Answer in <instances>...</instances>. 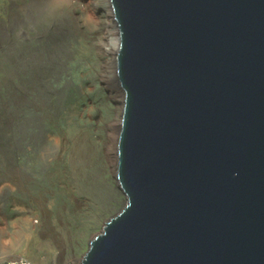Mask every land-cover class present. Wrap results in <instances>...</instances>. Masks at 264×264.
<instances>
[{"label": "water", "instance_id": "1", "mask_svg": "<svg viewBox=\"0 0 264 264\" xmlns=\"http://www.w3.org/2000/svg\"><path fill=\"white\" fill-rule=\"evenodd\" d=\"M124 205L79 264H264V0H110Z\"/></svg>", "mask_w": 264, "mask_h": 264}, {"label": "bare ground", "instance_id": "2", "mask_svg": "<svg viewBox=\"0 0 264 264\" xmlns=\"http://www.w3.org/2000/svg\"><path fill=\"white\" fill-rule=\"evenodd\" d=\"M9 2L6 22L11 43L8 74L14 155L12 165H8V159L0 160L4 167L0 187L11 184L20 194L17 195L20 213L15 219L28 259L35 264H49L50 257L44 255L40 247L48 243L51 236V240L60 243L68 233L72 216L80 213L83 223H89L100 211L119 210L122 206L124 192L116 177V142L123 106L114 61L117 24L110 0L96 4L85 0ZM92 6L103 10V16L93 20L89 14ZM40 14L45 25L30 34L28 28L36 23V16ZM101 29L104 42H100L98 53L107 68L102 77H106L104 88L110 102L108 115H113L110 124L101 117L96 121L77 103L89 87L74 85L68 99L64 93L68 83L60 89L54 85L67 74L71 54L67 49L74 43L72 33L79 31L83 36L99 33ZM89 46L92 48L91 44ZM72 53L73 66L78 56L86 60V49ZM108 55L110 58H106ZM80 74L84 75L85 70ZM39 111L43 112L42 121ZM50 124L56 134H44L43 129ZM3 217L6 220L4 214ZM3 232L4 228L0 227V239ZM46 236L49 239L45 241ZM32 237L37 238L31 241ZM88 241L87 238L86 246ZM4 249L0 240V254ZM3 261L1 258L0 263Z\"/></svg>", "mask_w": 264, "mask_h": 264}, {"label": "rangeland", "instance_id": "3", "mask_svg": "<svg viewBox=\"0 0 264 264\" xmlns=\"http://www.w3.org/2000/svg\"><path fill=\"white\" fill-rule=\"evenodd\" d=\"M9 1L10 0H0V32L2 33L0 35V160L5 158L6 161L8 159V165H12V158L14 155V125L12 121V107L10 104L11 84L8 74L11 43L8 25L6 22L8 12L10 11ZM85 1H90L91 3L96 4L98 1L106 0ZM89 14L91 15V18L95 20L98 18V16H103V10L96 9L95 6H92V10L89 12ZM42 16V14L36 16V19L39 17V22L35 19L36 23L34 22L32 27L30 26L28 28V32L30 34L36 30L39 31L45 25V21H43ZM98 32L99 33H86L83 36L79 31H74L72 33L73 35L71 38H74V43H72V45L67 49V52L71 51L67 63V65H69L67 74L65 73L63 76H61V80H59V82L54 85L56 88L60 89L66 83H68V90L64 89L65 96L67 97L68 95V99L74 90H71V87L74 88V85L77 87H89L90 89L86 91L85 96L82 95L78 99L77 103H79L81 109H84L87 113L91 114V116L95 118L96 121V118L101 117L105 118L106 123L110 124L113 115H108V112L110 111V102H108V94L104 88V79H106V77H102L103 71H106L107 68H105V65L103 64L102 56H100L98 53V47L101 45L100 42H104V33L102 29L101 31L98 30ZM89 44L92 45V48H90ZM82 49L83 51L86 49V60H83V57L79 59L78 56L77 64L73 66V62L71 61V56H73L72 52H79ZM110 56L112 58V54H110ZM110 56L108 55L106 58H110ZM63 59L62 60L65 61V57ZM83 70H85L84 75L80 74L83 72ZM54 97L55 95L52 97L51 101L55 99ZM38 116L42 121L43 112L39 111ZM96 121H93V123H96ZM43 130L44 134H49L50 132L52 134H56L55 127L51 124ZM2 165L3 164L0 161V173L4 172V167ZM1 180L2 177L0 175V181ZM17 195L20 194L17 193L11 184L0 187V227L4 228V232L1 235L0 240H2L5 248L0 254V259L2 258V260H6L14 256H24L29 258L27 253L28 251H25L24 239H20L18 236L19 232L17 228V221L15 219L20 213L19 207L17 205ZM123 203L124 197L121 203L122 206L124 205ZM117 210L118 209H113L110 211L104 210L103 212L100 211L98 215L94 216L89 223H83L84 217H82L80 213L74 217L72 216L71 220L75 222L74 224L72 221L70 222L71 229H67V238H61L60 243H55L54 240H51V236L49 242L45 245H41L40 247L42 253L47 255V257H50L49 264H79L82 255L87 249V238L90 240L96 233L100 232L104 226V216L107 219L114 215ZM3 214L6 216V220L4 219ZM73 226L75 227L73 228ZM36 238L37 237H32L30 240H36ZM47 239H49L48 236L45 237V241ZM38 240L40 239L38 238Z\"/></svg>", "mask_w": 264, "mask_h": 264}, {"label": "built area", "instance_id": "4", "mask_svg": "<svg viewBox=\"0 0 264 264\" xmlns=\"http://www.w3.org/2000/svg\"><path fill=\"white\" fill-rule=\"evenodd\" d=\"M2 264H35L33 261L24 256H14L6 259Z\"/></svg>", "mask_w": 264, "mask_h": 264}]
</instances>
